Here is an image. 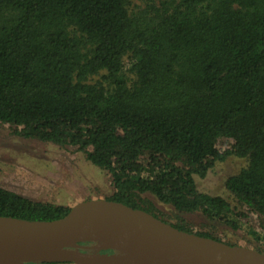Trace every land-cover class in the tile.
Here are the masks:
<instances>
[{"label":"trees","instance_id":"trees-1","mask_svg":"<svg viewBox=\"0 0 264 264\" xmlns=\"http://www.w3.org/2000/svg\"><path fill=\"white\" fill-rule=\"evenodd\" d=\"M0 128L83 153L108 177L105 200L230 246L154 201L245 225L264 246V0H0ZM230 157L245 165L229 198L201 193L196 179ZM70 209L0 187V217Z\"/></svg>","mask_w":264,"mask_h":264},{"label":"water","instance_id":"water-1","mask_svg":"<svg viewBox=\"0 0 264 264\" xmlns=\"http://www.w3.org/2000/svg\"><path fill=\"white\" fill-rule=\"evenodd\" d=\"M89 243L114 252H80ZM67 248L75 252L66 253ZM79 255L102 264H264L262 253L180 231L149 213L104 199L80 202L54 221L0 217V264H79Z\"/></svg>","mask_w":264,"mask_h":264},{"label":"rangeland","instance_id":"rangeland-1","mask_svg":"<svg viewBox=\"0 0 264 264\" xmlns=\"http://www.w3.org/2000/svg\"><path fill=\"white\" fill-rule=\"evenodd\" d=\"M7 133L0 128V187L31 200L70 208L89 199L105 200L110 194L108 177L92 166L83 153L75 152L72 148L63 149L8 137ZM244 165V160L228 158L225 162L217 164L204 179H196L198 190L211 196L229 198L224 181ZM154 202L168 222L174 224L181 219L194 231L212 229L226 242L254 251L264 250L261 243L257 244L246 233L245 225H241V229L233 230L222 223L208 221L200 213H177L171 207ZM257 231L264 238V233L259 227ZM82 250L101 254L114 252L99 246H84Z\"/></svg>","mask_w":264,"mask_h":264},{"label":"bare ground","instance_id":"bare-ground-1","mask_svg":"<svg viewBox=\"0 0 264 264\" xmlns=\"http://www.w3.org/2000/svg\"><path fill=\"white\" fill-rule=\"evenodd\" d=\"M77 260L79 264H102L100 260H98L97 258H92L89 255H79L77 256ZM121 264H130V263L123 262Z\"/></svg>","mask_w":264,"mask_h":264}]
</instances>
